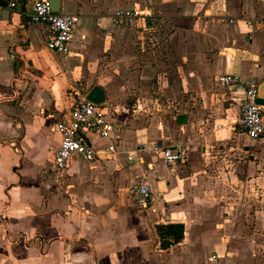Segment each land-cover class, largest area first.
I'll return each mask as SVG.
<instances>
[{"label": "crops", "instance_id": "obj_1", "mask_svg": "<svg viewBox=\"0 0 264 264\" xmlns=\"http://www.w3.org/2000/svg\"><path fill=\"white\" fill-rule=\"evenodd\" d=\"M7 2L0 0V256L21 247L20 238L10 242L21 234L31 242L20 252L40 248L42 264H262L259 237L245 224L264 217L237 187L244 168L229 150L244 87L217 77L264 81V0H59L58 11L79 13L67 54L45 46L46 26L28 19L32 0L13 9ZM120 8L140 16L115 24ZM94 85L113 127L88 140L116 151L92 160L73 154L56 170V122L74 90ZM177 144L184 158L162 163L154 146ZM139 174L153 194L145 207L129 193ZM22 187L24 197L13 192ZM168 223L182 225L179 238L159 228Z\"/></svg>", "mask_w": 264, "mask_h": 264}, {"label": "built area", "instance_id": "obj_2", "mask_svg": "<svg viewBox=\"0 0 264 264\" xmlns=\"http://www.w3.org/2000/svg\"><path fill=\"white\" fill-rule=\"evenodd\" d=\"M7 8L13 9L17 6L16 0H8ZM28 19L33 23L46 26L48 38L45 46L57 54L69 52V40L74 32L75 25L79 19V13L52 11L48 0H32ZM140 12L133 8H120L112 14L115 24H126L133 22ZM252 26V22H247ZM264 28V23H262ZM219 83L225 86H234L242 83L244 93L241 100L240 115L236 124L251 139L264 137V105L256 103V92L258 82L255 79L241 80L237 75L223 73L217 77ZM86 94H78L75 90L71 97L73 103L66 114V118L56 122V129L60 133V141L53 151V166L56 170L66 167L69 158L73 154H79L82 158L92 160L100 153L115 152L113 144H107L102 149H94L88 140L87 134H94L100 138H107L112 131V124L106 119L100 104H96L85 97ZM154 149L159 152V159L167 166H171L182 160L185 147L181 144L158 146ZM132 156H128L131 160ZM134 203L140 207L147 206L153 198L151 186L144 174H139L137 179L129 188Z\"/></svg>", "mask_w": 264, "mask_h": 264}, {"label": "rangeland", "instance_id": "obj_3", "mask_svg": "<svg viewBox=\"0 0 264 264\" xmlns=\"http://www.w3.org/2000/svg\"><path fill=\"white\" fill-rule=\"evenodd\" d=\"M85 82V80H84ZM85 87L82 89V92H84ZM18 105L20 104L22 96L18 97ZM24 105V102L22 103ZM235 129L237 131V136L239 139L235 140V144L233 145V149H229L232 152H234V155H232V158H237V160H240L243 165V173L241 176L239 174L236 175V177H240V180L238 179V183L236 184L238 188L239 185H241L240 182L244 185V195L245 198H247L250 203L255 207L257 205L256 209L259 210L257 213L259 217H264V139L263 140H256V141H247L243 135L240 134V128L236 123H234ZM46 169H48L49 173L54 175V172H52L50 168V163L46 164ZM51 179L53 180L54 177L51 176ZM26 181H30V173L26 174ZM228 181L232 184H235L237 182L235 180L234 174H229ZM30 183V182H29ZM23 190H25L23 192ZM15 194L18 195L23 194V197L25 194L28 193L26 187L23 188L21 191L14 190ZM242 193V192H241ZM239 196H241L240 193H237ZM247 215L246 217H250L249 214L252 212H245ZM255 216V215H254ZM23 223V219L20 218L17 221V225H21ZM246 230H250V232H255V234L259 237V259L262 261V264H264V221H260L258 224L247 222L246 224ZM249 226V227H248ZM249 232V231H248ZM249 232V233H250ZM18 237H16V240H12L10 242L14 243V241H20L22 239L21 247H16L15 251H12L11 249L9 252L10 254L7 255H1L0 256V264H42L44 263L45 259L40 254L41 249H36L35 254H23L20 252L21 249H25L29 246L30 240H26L23 235L18 234ZM18 238V239H17ZM12 246V245H10ZM11 248V247H9ZM68 258V256H67ZM16 259V260H15ZM27 259H30L31 262L27 263ZM7 260V261H5ZM67 262H70L68 259ZM47 264V263H46Z\"/></svg>", "mask_w": 264, "mask_h": 264}, {"label": "water", "instance_id": "obj_4", "mask_svg": "<svg viewBox=\"0 0 264 264\" xmlns=\"http://www.w3.org/2000/svg\"><path fill=\"white\" fill-rule=\"evenodd\" d=\"M48 2L52 11L59 10V0H48ZM85 97L96 104H101L104 100L103 89L99 85H94L86 93ZM255 101L259 105H264V81L257 85Z\"/></svg>", "mask_w": 264, "mask_h": 264}, {"label": "trees", "instance_id": "obj_5", "mask_svg": "<svg viewBox=\"0 0 264 264\" xmlns=\"http://www.w3.org/2000/svg\"><path fill=\"white\" fill-rule=\"evenodd\" d=\"M165 228V231H168V233L173 234L175 238H179L182 233V225L178 223H168L165 226H160L159 228Z\"/></svg>", "mask_w": 264, "mask_h": 264}]
</instances>
